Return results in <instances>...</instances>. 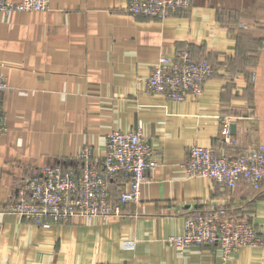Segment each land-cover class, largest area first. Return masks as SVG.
<instances>
[{
	"label": "crops",
	"instance_id": "obj_1",
	"mask_svg": "<svg viewBox=\"0 0 264 264\" xmlns=\"http://www.w3.org/2000/svg\"><path fill=\"white\" fill-rule=\"evenodd\" d=\"M128 1L50 0L45 11L0 15V75L11 88L2 101L0 264H264V190L230 189L184 168L196 144L219 154L264 144V0H192L165 19L132 16ZM183 49L214 67L203 95L176 102L150 93L159 56ZM221 117L232 119L236 146L220 137ZM139 128L160 165L125 216L44 229L3 211L41 168H79L85 146L99 165L111 131ZM128 181L111 180L113 198ZM220 207L248 217L262 244L224 262L216 245L178 253L164 242L183 234L188 215Z\"/></svg>",
	"mask_w": 264,
	"mask_h": 264
},
{
	"label": "built area",
	"instance_id": "obj_2",
	"mask_svg": "<svg viewBox=\"0 0 264 264\" xmlns=\"http://www.w3.org/2000/svg\"><path fill=\"white\" fill-rule=\"evenodd\" d=\"M49 2L0 0V15L45 11ZM191 3L192 0H129L126 11L135 17L165 19L171 13L187 9ZM213 75L214 67L208 59L195 58L189 49L177 50L171 56H159L146 80L147 90L176 102L189 97L199 99ZM10 89L0 75V135L8 130L2 101ZM231 123L230 117L220 118V137L227 145L236 146ZM92 158V149L85 146L75 157L77 164H82L79 168L62 163L41 168L23 182L18 198L5 206V212L36 222L44 229L72 219L123 217L124 206L140 202L148 173L160 165L140 128L134 132L111 131L99 165H90ZM184 168L189 177L207 178L230 189L244 182L261 191L264 190V144L238 154H219L212 147L196 144L190 148ZM120 174L128 176V187L113 198L110 183ZM164 242L178 253L192 247L216 245L227 262L233 252L258 246L263 239L248 217H238L226 207H220L188 215L183 234L165 238ZM133 245L134 242L128 246Z\"/></svg>",
	"mask_w": 264,
	"mask_h": 264
},
{
	"label": "water",
	"instance_id": "obj_3",
	"mask_svg": "<svg viewBox=\"0 0 264 264\" xmlns=\"http://www.w3.org/2000/svg\"><path fill=\"white\" fill-rule=\"evenodd\" d=\"M235 129H236V127L233 125V126L231 127V130L234 132Z\"/></svg>",
	"mask_w": 264,
	"mask_h": 264
},
{
	"label": "rangeland",
	"instance_id": "obj_4",
	"mask_svg": "<svg viewBox=\"0 0 264 264\" xmlns=\"http://www.w3.org/2000/svg\"><path fill=\"white\" fill-rule=\"evenodd\" d=\"M3 211H5V210H3Z\"/></svg>",
	"mask_w": 264,
	"mask_h": 264
}]
</instances>
